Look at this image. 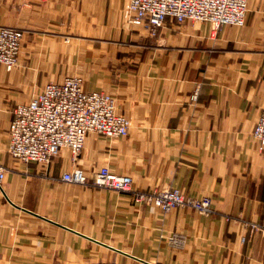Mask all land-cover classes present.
<instances>
[{"label": "crops", "instance_id": "obj_1", "mask_svg": "<svg viewBox=\"0 0 264 264\" xmlns=\"http://www.w3.org/2000/svg\"><path fill=\"white\" fill-rule=\"evenodd\" d=\"M0 26L24 32L17 66L0 65V264H264V150L252 137L264 0H249L242 27L167 19L154 36L131 24L128 0H0ZM69 76L111 95L128 135L91 133L75 161L66 149L49 165L12 159L15 107ZM74 166L88 178L107 167L133 191L207 197L214 212L164 213L64 182Z\"/></svg>", "mask_w": 264, "mask_h": 264}, {"label": "built area", "instance_id": "obj_2", "mask_svg": "<svg viewBox=\"0 0 264 264\" xmlns=\"http://www.w3.org/2000/svg\"><path fill=\"white\" fill-rule=\"evenodd\" d=\"M249 0H128L130 22L144 28L151 36L165 20L183 23H210L214 30L223 26L242 27L246 23ZM24 32L0 26V65L6 70L16 67ZM129 119L117 111L114 98L104 92H87L83 80L69 76L61 82L47 84L36 96L13 110L8 127V154L21 163L49 165L66 149L75 161L84 147L86 137L96 134L104 138L128 135ZM259 152L264 150V108L252 132ZM5 169L0 165V182ZM62 180L77 186L91 185L116 192L132 193L135 203H145L167 213L174 209H190L203 216L214 210L210 198L186 196L178 188L133 191L131 178L117 175L102 167L88 178L78 167L62 175ZM251 230H261L250 224ZM264 233V230H261ZM177 242V237L170 239ZM84 264H114L87 261Z\"/></svg>", "mask_w": 264, "mask_h": 264}]
</instances>
